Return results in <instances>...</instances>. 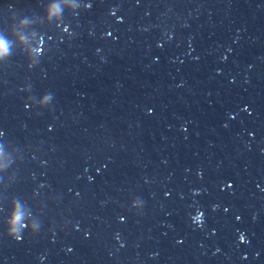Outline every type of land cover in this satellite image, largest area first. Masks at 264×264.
<instances>
[{
    "label": "water",
    "instance_id": "95a60500",
    "mask_svg": "<svg viewBox=\"0 0 264 264\" xmlns=\"http://www.w3.org/2000/svg\"><path fill=\"white\" fill-rule=\"evenodd\" d=\"M0 40V264H264V0H0Z\"/></svg>",
    "mask_w": 264,
    "mask_h": 264
},
{
    "label": "clouds",
    "instance_id": "9594fccd",
    "mask_svg": "<svg viewBox=\"0 0 264 264\" xmlns=\"http://www.w3.org/2000/svg\"><path fill=\"white\" fill-rule=\"evenodd\" d=\"M49 13H50V14H54V13H55V8H51V9L49 10ZM6 50H7V45H6V43H5L4 41L0 40V54L5 53ZM18 219H19V216H15V215H14L13 218H12V221H11V222H14V221H16V220H18Z\"/></svg>",
    "mask_w": 264,
    "mask_h": 264
}]
</instances>
